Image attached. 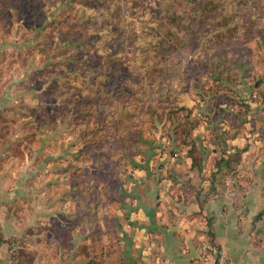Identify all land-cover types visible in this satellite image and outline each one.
I'll return each instance as SVG.
<instances>
[{"label": "rangeland", "instance_id": "374dc122", "mask_svg": "<svg viewBox=\"0 0 264 264\" xmlns=\"http://www.w3.org/2000/svg\"><path fill=\"white\" fill-rule=\"evenodd\" d=\"M224 1L240 34L215 46L210 28L185 17L177 51L171 42L164 60L150 56L142 81L136 38L163 2L145 0L131 15L132 1L120 0L116 25L106 11L71 5L68 17L114 31L96 45L112 42L102 66L88 33L73 40L55 29L42 43L38 30L57 26L63 0L44 1L37 15L30 6L0 13V238L16 239L17 258L1 244L0 264H125L137 218L196 220L210 199L221 225L264 227L254 220L264 197L242 209L247 191L264 194V0ZM186 2L169 11L187 13Z\"/></svg>", "mask_w": 264, "mask_h": 264}, {"label": "trees", "instance_id": "16d2710c", "mask_svg": "<svg viewBox=\"0 0 264 264\" xmlns=\"http://www.w3.org/2000/svg\"><path fill=\"white\" fill-rule=\"evenodd\" d=\"M44 1L48 0H0V13L2 12L6 20L10 15H18L19 7H28L30 6V10L34 11L37 15V10L39 8L44 7ZM65 2L64 10L61 11L58 15V24L55 28H52L50 24L42 26L38 31L39 34L42 35L44 45L49 44L47 41H53L55 37V31L62 32L63 29H69L65 33L66 37H70V39H78L82 34L88 33L90 37H94L93 43V52L91 54L94 56L95 62L97 65L102 66L105 57L108 58L111 41H105L108 48H101L96 45H99V42L104 39H112L114 31L110 29H104L103 26H98L95 28L94 24L91 23V20L87 23L86 20L79 21V18H75L74 13L71 17H68L70 12L73 10L71 5L77 7V12L79 10H102L109 13L108 17H110L112 21V25H116L120 23L121 18V8L118 6L120 4V0H63ZM132 1V10L134 15L138 12L134 7L136 5L142 4L145 0H131ZM158 3L163 2L162 8L158 16H152L148 20L145 21L147 27H143L138 32V37L136 41L138 42V47L135 50L133 57L134 62L139 64V69L143 70L142 78L140 81L144 80L146 74H149V57L157 58L161 60L165 58V56L169 52H175L176 47L179 45V40L176 36H183V32L188 31L187 28L182 27L183 21H185V17L190 18V24L192 22H199L203 25L204 28H210V32L212 33L211 43H214L216 46L217 43L221 41H225V43H230L231 40L240 34L239 29L241 27L236 23V19H238L237 15L232 16L230 8L225 4L224 0H201L200 6L196 7L194 4V0H187L186 9L187 13L172 11L173 4L179 3V0H157ZM170 4V5H168ZM187 5H190L187 7ZM194 6L196 8H191ZM180 9V8H179ZM6 14V15H5ZM72 20V23L69 21ZM112 27V26H111ZM157 27V28H156ZM56 29V30H55ZM51 32V36L47 39L46 35L48 32ZM99 35V37H95L93 35ZM114 39V38H113ZM109 41V42H108ZM230 41V42H229ZM173 43L169 47V52H167L166 47L169 46V43ZM218 45V44H217ZM89 55V54H88ZM70 63V62H67ZM155 68V67H154ZM151 70V68H150ZM134 71L130 70L128 77L131 79H135L133 75ZM221 74V73H220ZM40 78H45L44 73H40ZM138 83V82H135ZM134 93V91H132ZM131 93V95H133ZM130 97V96H128ZM124 107V106H123ZM125 108V107H124ZM80 117V116H79ZM79 117H77L79 119ZM86 115L83 116L85 120ZM187 157L190 159V169L196 170L197 176L202 171V156L194 143H191L189 149L187 151ZM223 163V161H222ZM220 165V163H217ZM219 168V167H218ZM212 177L208 180L210 183L212 182ZM264 214V210H262L255 219H261ZM208 235L211 237V241L207 242L208 245L213 246L217 251L220 250L218 245L215 243L214 234L211 229L210 223L208 224ZM6 244L8 247L7 250L11 251L14 255L16 254V239L11 238L9 240H3L0 238V245ZM203 256V253H202ZM205 256V255H204ZM15 259H17L15 257ZM18 262V260H15Z\"/></svg>", "mask_w": 264, "mask_h": 264}, {"label": "crops", "instance_id": "0c3cea01", "mask_svg": "<svg viewBox=\"0 0 264 264\" xmlns=\"http://www.w3.org/2000/svg\"><path fill=\"white\" fill-rule=\"evenodd\" d=\"M261 190L256 197L250 195L251 190L245 193L242 208L244 214L246 206L251 207L253 200L258 204V199L264 197ZM210 200L202 202L200 208L193 211L194 216L196 214L199 217L196 220L187 217L189 215L178 219L174 216L171 219L172 215L169 214L167 219L160 221L155 217L157 212L152 210L137 218V227L129 228L130 234H126L127 240L123 242L125 264H214L212 256H201L198 244L199 241H211L207 233L209 223L214 234L213 240L227 264H264V227L253 223L245 230L241 227L240 231L232 220L221 225V216L211 209L213 199ZM231 208L238 217V207L232 205ZM263 217L264 214L261 219ZM241 222L244 223L243 220ZM256 236L260 241L255 240ZM3 250L0 249L4 253Z\"/></svg>", "mask_w": 264, "mask_h": 264}, {"label": "built area", "instance_id": "2783aa9c", "mask_svg": "<svg viewBox=\"0 0 264 264\" xmlns=\"http://www.w3.org/2000/svg\"><path fill=\"white\" fill-rule=\"evenodd\" d=\"M200 250L203 255H211L214 258V264H227V261L221 254V251H217L213 246L208 245L206 242H203L200 245Z\"/></svg>", "mask_w": 264, "mask_h": 264}]
</instances>
